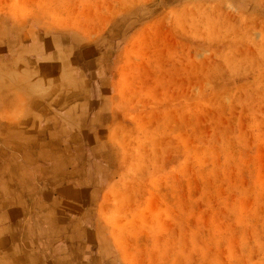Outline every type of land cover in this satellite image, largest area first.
<instances>
[{"label":"rangeland","instance_id":"1","mask_svg":"<svg viewBox=\"0 0 264 264\" xmlns=\"http://www.w3.org/2000/svg\"><path fill=\"white\" fill-rule=\"evenodd\" d=\"M12 63L93 100L65 182L87 196L58 214L83 227L65 237L103 264H264V0H0ZM22 131L0 120V220L35 214L43 183Z\"/></svg>","mask_w":264,"mask_h":264},{"label":"crops","instance_id":"2","mask_svg":"<svg viewBox=\"0 0 264 264\" xmlns=\"http://www.w3.org/2000/svg\"><path fill=\"white\" fill-rule=\"evenodd\" d=\"M0 70L7 77L4 84L0 80V120L24 127L20 147L38 156L22 162L31 168V180L43 181L32 194L35 214L24 212L0 220V264H103L97 251H84L83 236L65 237L66 230L83 227L81 221L73 220V215L66 216L70 218L67 220L58 215L79 213L82 199L87 196L79 183L65 182L71 180L70 165L79 169L77 173L81 169L82 160L76 155L82 143L74 142L71 134L90 131L89 126H82L81 118L92 113L93 100L81 105L65 104L64 99L54 98L52 91L48 94L45 88L35 89L32 82L22 83L33 73L22 64L12 63ZM40 155L45 158L40 159ZM49 164L62 170L60 178L44 167ZM53 179L58 181L48 184Z\"/></svg>","mask_w":264,"mask_h":264}]
</instances>
